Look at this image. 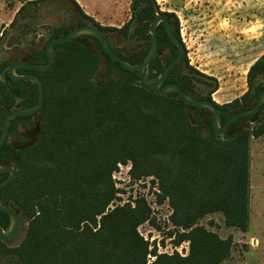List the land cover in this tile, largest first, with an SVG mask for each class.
Wrapping results in <instances>:
<instances>
[{"label":"trees","instance_id":"obj_1","mask_svg":"<svg viewBox=\"0 0 264 264\" xmlns=\"http://www.w3.org/2000/svg\"><path fill=\"white\" fill-rule=\"evenodd\" d=\"M42 1L32 0L34 9ZM130 8L133 17L121 28L105 27L143 43L138 51L125 46L124 53L115 51L123 59L142 60L150 46L149 25L158 13L173 19V32L182 41L177 17L161 12L155 0H132ZM24 9L22 5L17 12ZM16 20L15 15L9 26ZM63 30L55 29L52 36ZM156 32L162 52L144 69L123 68L98 44L94 49L107 58L100 68L99 56L74 40L54 44L49 68L18 69L41 78L44 101L32 114L37 116V142L16 151V175L0 188V200L15 209L20 223H26L17 245L0 240V264H222L230 256L232 236L221 238L199 220L220 212L226 226L248 230L250 139L264 134V119L220 138L211 119L201 117V107L186 104L176 91L155 94L156 79L178 53L162 23ZM30 57L40 62V50ZM42 58L47 61L45 52ZM8 65V58L0 61L1 109L34 106L39 98L37 84L11 79ZM98 69L104 77H94ZM263 71L260 57L247 71L248 89L232 101L215 102L222 120L241 101L260 93ZM200 77L209 78L189 65L185 56L164 82L195 89V81H205ZM208 83L211 100L217 82L210 78ZM9 134L13 135L12 127ZM11 151L5 142L0 164ZM128 161L132 179L152 175L157 180L158 202L167 200L171 209L173 227L168 236L174 237L175 246L188 242L186 253L158 251L140 234L138 226L146 221L160 228L144 198L109 207L117 192L112 173ZM5 176L0 172V181ZM8 221V214L0 210V224L6 227Z\"/></svg>","mask_w":264,"mask_h":264},{"label":"rangeland","instance_id":"obj_2","mask_svg":"<svg viewBox=\"0 0 264 264\" xmlns=\"http://www.w3.org/2000/svg\"><path fill=\"white\" fill-rule=\"evenodd\" d=\"M31 1L0 0V61L17 49L40 44L41 32L47 36L48 29L53 25L67 24L74 13L72 5L63 0H44L35 9ZM131 1L80 0V3L99 22L121 27L133 17ZM155 3L161 12L175 14L188 64L209 77H200L205 81H195V89L203 92L211 89L208 82L214 78L217 87L211 98L216 103L223 104L241 96L248 88L249 67L264 55V0H155ZM22 5L25 9L17 12ZM15 15L16 23L9 26ZM131 30L132 27L128 32ZM120 39L127 47H141L143 44L133 37L121 36ZM100 63L101 68L105 61L102 59ZM99 76L98 73L96 77ZM130 168L128 161L120 163L113 171L111 177L117 192L109 207L127 202L134 204L135 199L144 198L160 228L146 221L138 226L140 234L151 244L154 242L158 251L176 249L186 253L188 242L175 246L174 237L168 236V230L173 227L169 220L171 209L167 200L158 202L157 180L152 175L132 179ZM199 224L221 238L232 236L230 256L222 264H264V134L250 139L248 230L243 232L226 226L220 212L206 215ZM25 229L26 223H19L17 232L7 243L17 245Z\"/></svg>","mask_w":264,"mask_h":264},{"label":"water","instance_id":"obj_3","mask_svg":"<svg viewBox=\"0 0 264 264\" xmlns=\"http://www.w3.org/2000/svg\"><path fill=\"white\" fill-rule=\"evenodd\" d=\"M163 22L165 26V30L170 37V39L173 41L175 46L178 49V54L164 67L158 78L156 79L154 85H153V91L155 94L158 95H168L169 92L176 91L181 99L189 105L193 106H198L201 108L208 109L212 113V120H211V125L213 127V130L215 134L223 138L225 130L229 123L234 121L236 118L241 117V116H249L253 114L260 104L264 100V89L260 92L258 95L257 101L255 102L254 106L248 110L244 111H239L236 114H233L230 116L223 125H220L219 122V109L215 105L214 101L208 100V99H194L184 93L183 89L175 82H167L164 83L166 77L168 76L169 72L171 69L178 65L186 56V48L183 44V42L178 39V37L174 34L171 26L167 22V15L165 13H158L154 17V19L151 21L149 25V33L151 35V40H150V46L148 48L147 53L145 56L142 58L140 62L137 63H130L127 60L123 59L120 57L118 54H116L108 45L107 40L103 37L102 33L99 31L98 28L94 26H81L76 29H73L69 31L66 35L58 37V38H52L50 39L47 44H46V54H47V62L43 64L39 63H33V62H19L15 61L12 62L9 67H8V74L12 79H20V80H31L37 83L38 85V91H39V99L38 102L29 108H20L17 110L10 111L9 113L6 114V116L3 119V130H2V135L0 137V147L3 145L8 128L10 126L11 120L16 117L17 115H29L32 114L36 111H38L44 101V89H43V83L42 80L36 75V74H17L16 73V68H29V69H37V70H44L49 68L54 60V56L52 53V46L53 44L56 43H61L64 41L71 40L74 36L77 34L83 33V34H88L92 35L95 38H97L103 50L106 52L107 55H109L112 59L118 61L120 65L128 70H140L144 69L147 67L150 62L153 60V58L160 53L158 49V38H157V32H156V27L159 24V22ZM262 62L264 64V57L262 58ZM36 141V136L34 135L32 141L27 144L26 146L33 145ZM19 148V147H18ZM0 172H9V174L0 181V188L3 187L12 177L15 176V169L13 166H4L0 164ZM0 210L5 211L9 215V225L7 228H4L0 224V240L1 241H7L17 230L18 227V215L8 206L3 204L0 200Z\"/></svg>","mask_w":264,"mask_h":264},{"label":"flooded vegetation","instance_id":"obj_4","mask_svg":"<svg viewBox=\"0 0 264 264\" xmlns=\"http://www.w3.org/2000/svg\"><path fill=\"white\" fill-rule=\"evenodd\" d=\"M63 1L68 2L69 4H71L72 7H73V10H74V13L71 14V16H70V18L68 20V23L67 24L62 23V24H59V25H53L50 29H48L47 36H44L43 33L41 32L40 33V44H36L35 46H29L28 48L25 47L24 49L22 48L20 50H18V49L15 50L14 53H12L9 57H7L8 60H9V65L12 62H15V61H19V62H33V63H39V64L46 63L47 61L46 62H43L42 54H43V52L46 53V44H47V42L50 39H52V38H58V37L64 36L69 31H71L73 29H76L78 27H81V26H94V27L98 28L99 31L102 33L103 37L107 40L108 45L110 46V48L114 52L115 51H119L120 53H124L123 50H122V48L125 45L122 44V41H120L121 40L120 39V37H121L120 33L119 32H116V31L105 30V27L112 26V25H107V24H103L102 22H99L98 19L94 16V14H91L89 12H86L83 9V7L76 0H75L76 3H73L70 0H63ZM167 22H168V24L171 26V28L173 30V27H174L173 19L167 16ZM160 23H162L164 25V23L162 21L159 22V24ZM59 27H63L64 30L61 31V34L58 37H53L52 35L54 34L55 29H57ZM113 27H115V26H113ZM121 27H115V28H121ZM164 28H165V26H164ZM91 37H94V36L80 33V34H77L76 36H74L71 40H74V41L82 44L86 48L92 50L94 53H96L99 56V61L100 62L103 59V62L105 61V63H106V61H107L106 56L103 55L102 52H100L98 49H94V48L98 47L97 46L98 44H100V46H101L100 41L96 38L98 40V42H96V41L92 40ZM53 46H54V44H53ZM53 46H52V53H53V56H54ZM125 47L129 51H138L140 49L139 46H137V47H127V46H125ZM39 50H40V62L35 61V60H33L30 57V54L33 51H39ZM161 52H162V50H160V53ZM46 57H47V54H46ZM263 57H264V55L261 56V60H262ZM9 65H8V67H9ZM263 66H264V64H263ZM18 69H29V68H20V67H17L16 68V73L17 74H32V73H29V72L19 73L18 72ZM7 70H8V68H7ZM98 73H99L100 77H104V72L102 71V69H98V71L95 73L94 77ZM259 78H260V80L262 82L261 85L263 86V88H262V90H263L264 89V71L259 75ZM13 80H19V79H13ZM170 82H173V81H170ZM25 85L26 86H29L27 83ZM43 89H44V87H43ZM183 91H184V93H186L187 95H189L190 97H192V98H194L196 100H198V99H208L207 98V91H204V92L202 91V92H200V94L198 93V91H196L193 88H190V89H187V90H183ZM258 95L256 97H254V98H249L245 103L241 101L238 106H236L233 110H230V112H231V115L230 116H232L233 114H236L239 111H244V110H248V109L252 108L254 106L255 102L257 101ZM19 96H20V94L17 92L16 88H14V90H13V97H14V99L15 100H18ZM210 97H211V94H210ZM208 100H210V99H208ZM211 101H212V98H211ZM20 108L21 107H16V108H13V109H6L5 111H3L1 109V106H0V137L2 135V130H3V119L6 116V114L9 113L10 111L17 110V109H20ZM36 112H38V111H36ZM32 114H29V115H32ZM220 114L221 113H220V110H219V122H220V125H223L225 123V121L230 116L228 118H226V120H222ZM200 115L204 119H206V118L209 117L212 120V113L208 109L200 108ZM18 116H25V115H17L10 122V126L8 128L7 136H6V139H5L4 143L5 142H8L11 145V147H12V151L10 152L9 155H7L5 157V162H4V164H2L4 166H13L14 169H15L14 161L17 159L16 151L21 150V149H24V148H27L29 146H32V145H29V146H26V145L29 144L32 141L34 135L36 136V141H35V143H36L37 142V132H38V128H37V116H33L32 115L30 118H19V119H17ZM263 119H264V100L260 104V106L258 107V109L253 114H251L249 116H241V117H238L234 121H232L231 123H229V125L227 126V128L225 130L224 137L225 136H230L232 133H234L235 131H237L240 128H251L252 126H250V125H255L256 123H258L259 121H261ZM11 127H12V133H13V135H10L9 134V130H10ZM4 173H6V176L9 174V172H4ZM15 175H16V169H15ZM14 177H12V178H14ZM6 206H8V205H6ZM8 207L11 208L17 214V212L15 211L14 208H12L10 206H8ZM8 217H9V215H8ZM9 222H10V219L8 221V225H9ZM19 223H20V221H19V217H18V226H19ZM8 225L6 227H4L3 225L2 226L4 228H7ZM17 229H18V227H17ZM16 232H17V230H16ZM15 233L7 241H3V242L7 243L11 238L14 237Z\"/></svg>","mask_w":264,"mask_h":264},{"label":"crops","instance_id":"obj_5","mask_svg":"<svg viewBox=\"0 0 264 264\" xmlns=\"http://www.w3.org/2000/svg\"><path fill=\"white\" fill-rule=\"evenodd\" d=\"M82 7H83V5L80 3V0H76ZM83 9H84V7H83ZM86 12H89V11H87L86 9H84ZM90 13V12H89Z\"/></svg>","mask_w":264,"mask_h":264},{"label":"built area","instance_id":"obj_6","mask_svg":"<svg viewBox=\"0 0 264 264\" xmlns=\"http://www.w3.org/2000/svg\"><path fill=\"white\" fill-rule=\"evenodd\" d=\"M120 164H118V166H119Z\"/></svg>","mask_w":264,"mask_h":264}]
</instances>
